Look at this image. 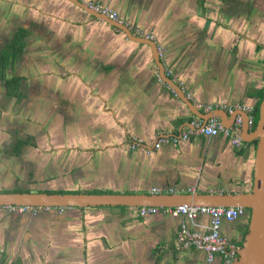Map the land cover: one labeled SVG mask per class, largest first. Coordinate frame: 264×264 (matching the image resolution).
Segmentation results:
<instances>
[{
  "label": "crops",
  "instance_id": "0c3cea01",
  "mask_svg": "<svg viewBox=\"0 0 264 264\" xmlns=\"http://www.w3.org/2000/svg\"><path fill=\"white\" fill-rule=\"evenodd\" d=\"M78 1L105 5L142 30L154 32L166 52L164 72L171 69V79L177 85L184 83L182 91L191 94L196 108L217 101L241 103L253 109L254 117L264 90L260 0ZM3 3L16 6L19 25L31 28V36L22 65L14 63L17 69L11 70L19 72L14 75L29 85V92L24 90L18 100L6 98L14 103L8 116L0 101V126L7 134L18 133L14 110L26 113L38 118L50 144L45 146L48 153L41 169H29L34 166L30 163L17 169L0 179V192L238 195L252 191L257 148L252 142L235 147L224 136L191 135L180 145L149 154L129 148L133 138L151 147L159 134L179 135L191 128L193 114L161 80L150 46L129 40L68 0ZM30 4L44 14L27 13L30 10L23 7ZM53 25L61 32L56 36L61 44L55 48L60 65L51 63L52 68L60 66L59 77L32 83L34 72L30 65L24 72V63L37 61L31 46L51 41L48 28ZM39 90L50 98L38 102ZM241 116L246 120L245 113ZM234 119L235 114L227 113L220 121L230 127ZM33 131L24 133L30 138L28 147L37 148ZM182 221L162 213L142 217L137 208L125 206L41 209L37 214L0 207V264H204L201 251L180 247ZM248 223L247 215L223 222L222 234L236 249ZM188 225L205 231L209 218L200 216Z\"/></svg>",
  "mask_w": 264,
  "mask_h": 264
},
{
  "label": "water",
  "instance_id": "95a60500",
  "mask_svg": "<svg viewBox=\"0 0 264 264\" xmlns=\"http://www.w3.org/2000/svg\"><path fill=\"white\" fill-rule=\"evenodd\" d=\"M85 11V13L99 21L113 26L123 32L129 40L138 44L150 46L154 60L160 69L161 80L170 86L178 97L187 105L189 111L204 121L217 117L222 119L227 115L225 111L214 110L205 114L192 103L183 93L179 85L165 75L162 60L159 58L154 41L134 36L124 25H120L88 10L85 4L78 0H68ZM156 52V53H155ZM245 117L248 114L245 113ZM241 139L245 143L257 140L254 184L252 191L247 194H84V193H46V192H12L0 193V207L32 206L52 207L57 209L87 208L101 206L125 207H176L179 205H195L209 207H242L247 210L249 219L244 240L237 250V258L232 264H264V90L259 107V119L254 130L247 125L243 126Z\"/></svg>",
  "mask_w": 264,
  "mask_h": 264
},
{
  "label": "built area",
  "instance_id": "2783aa9c",
  "mask_svg": "<svg viewBox=\"0 0 264 264\" xmlns=\"http://www.w3.org/2000/svg\"><path fill=\"white\" fill-rule=\"evenodd\" d=\"M86 7L93 12L105 16L111 21L124 25L134 36L149 39L155 42L159 58H165V49L162 44L156 41L153 34L146 30L134 27L130 22L121 18L117 11L102 5L100 3L88 2ZM165 75L171 78L173 71L166 69ZM179 86L184 89V83L180 81ZM190 100L191 94L186 95ZM197 108L204 113L214 110L225 111L228 114H235L232 126H225L219 118L213 117L206 121L193 116L190 121L191 128L183 131L179 135H168L165 133L155 137L152 146L149 147L142 139L133 138L129 145L131 150H142L149 154L151 151H157L163 146L180 145L189 140L191 135H204L206 137L224 136L235 147L245 144L241 139L242 128L246 124L250 129L254 126V117L250 113L253 109L241 103H226L217 101L210 104H197ZM241 113L248 114L246 120ZM10 211L19 213L37 214L39 210H50L52 207H32V206H10L4 207ZM63 210L62 208H60ZM137 212L140 216L146 217L155 214H165L175 218L181 217L183 221L177 235V241L183 249H195L201 251L205 256L204 264H232L237 258V250L230 241L222 234L223 222H235L247 215V210L242 207H209L195 205H179L176 207H138ZM200 216L209 218V227L204 230H191L188 222L195 221Z\"/></svg>",
  "mask_w": 264,
  "mask_h": 264
},
{
  "label": "rangeland",
  "instance_id": "374dc122",
  "mask_svg": "<svg viewBox=\"0 0 264 264\" xmlns=\"http://www.w3.org/2000/svg\"><path fill=\"white\" fill-rule=\"evenodd\" d=\"M4 0H0V22L4 23V28L8 27L9 25L12 24V16L14 14H16L19 12H15V7L13 5H8L3 3ZM261 6L264 4V0H260ZM26 10H30V11H24L27 13H30L32 15H36V14H41L43 15L44 13L42 11L36 10L37 6L30 4V6H26L24 5L23 7ZM29 15L31 19L34 20V16ZM15 16V15H14ZM53 23V21H52ZM75 24V22H73ZM132 24V23H131ZM134 27L139 28L138 26L132 24ZM50 29V34H51V41H47L45 39V43H41V44H37V45H32L31 49H30V53L33 57H37V61L39 60V63H37L36 60H33L30 63V66L32 68V71L34 72V74L32 75L33 77L30 78V82L33 83V81H42L43 78L45 79H50L55 77H59V70H60V59L59 54L56 53L57 51L55 50V48L57 46H59V39L58 37H56L57 35L61 34L60 32V28L59 26H55L53 25L52 27L48 28ZM147 33H151L155 36L154 32L152 31H147ZM156 37V36H155ZM57 38L56 41H54V39ZM157 41V39H156ZM50 45V46H49ZM57 64L54 65V68H52V64ZM35 71H37L38 73H35ZM57 72V73H56ZM58 86H57V90H55V93L57 95H59V90H58ZM24 90L26 91V94H28L29 92V85L27 83H25L24 86ZM2 91H0V101L3 102L1 105L4 107V112L5 114L8 116L10 114V109H14V103L13 100H9L6 98L2 97ZM42 91H38L37 93V98H38V102H44L45 98H50V96H47V94ZM36 101V102H37ZM17 106V105H16ZM16 108V107H15ZM16 110H14V115L17 117V127L19 132L18 133H13V135L7 134L8 131L6 129H4L3 127L0 126V139H2L4 136V144L2 146V150L3 153H1L0 151V179L3 180L5 178H7L6 176H12V174L17 173L16 170L17 169H21V167L25 168V166H27L28 163H30L31 165L34 164V166H29V169H41L42 167V163L43 159L46 157L45 155L48 153V150L45 149V146H47L48 144H50L48 141L50 139V136H46L48 132L45 131V129L41 126V122L38 121V118H35L34 116L28 115V114H18L17 112H15ZM24 113V112H23ZM10 119H12L11 117H9ZM10 127V125H7ZM14 126H16V124H14ZM38 126L37 129H35L34 127ZM21 128H25L29 131L34 129V135L35 138L37 140H34V144L36 145L37 148H33V147H26V149L23 152V155H21L19 158H15L13 156H11L12 154L9 153V151L6 153L7 148L10 146L11 144V140L13 137H17V136H22L24 131H21ZM40 129V130H39ZM22 132V133H21ZM25 134V133H24ZM53 136H57L58 134L56 132L52 133ZM47 138V139H46ZM48 140V141H47ZM3 172V173H2Z\"/></svg>",
  "mask_w": 264,
  "mask_h": 264
},
{
  "label": "flooded vegetation",
  "instance_id": "af4514ba",
  "mask_svg": "<svg viewBox=\"0 0 264 264\" xmlns=\"http://www.w3.org/2000/svg\"><path fill=\"white\" fill-rule=\"evenodd\" d=\"M82 11L85 13L84 10H82ZM90 11H92V10H90ZM14 15L11 17L13 20L12 24L9 25L8 27L4 28L3 23L0 22V67H1L0 71L2 72L1 73L2 77L0 79V88L2 89L1 91L4 94L5 98L8 97L9 99L14 98L15 100H18L19 95L24 91L25 81L23 79H21L20 80V88H19V90H16V85H14L13 83H9V82L18 78L14 74L15 73L17 74L19 72L15 71V73L13 74L11 72V70L14 67L16 68V65L14 66V63H16L17 65H19V64L22 65V59L21 58H23L24 53L26 52V49L28 47H27V45H25L22 53L16 59H10L11 58L10 57L8 60H6L3 58V56H4L3 54L5 52H9V53L15 52V50H16L15 49L16 48L15 41H17L16 39L22 31H24V33H25V44H27L29 42V37L31 36V32H29L31 28L28 29V28H25L23 25H19L20 24L18 22L19 20L17 19L16 14H14ZM103 17H105V16H103ZM91 18H93V17H91ZM118 31L121 32L120 30H118ZM30 63H31V61H26L24 63V70H25L24 72H28L27 69H28ZM14 90H16V93L14 92ZM20 130L24 131L25 128H21ZM29 141H30V138H29L28 134H24V132H23L22 136L13 137L11 140L10 146L7 148L8 151L11 152L10 153V154H12L11 156H13L15 158H19L21 155H23L24 150L26 149V147H28ZM13 191H15V190H13ZM22 192H24V191H21V193ZM0 193H12V190L0 192Z\"/></svg>",
  "mask_w": 264,
  "mask_h": 264
},
{
  "label": "trees",
  "instance_id": "16d2710c",
  "mask_svg": "<svg viewBox=\"0 0 264 264\" xmlns=\"http://www.w3.org/2000/svg\"><path fill=\"white\" fill-rule=\"evenodd\" d=\"M16 40L17 41H15V43H16L15 52L14 53L5 52L3 54L4 55L3 56L4 59L8 60L10 57H11L10 59H16L22 53L23 48L25 46V33H24V31H22L19 34V36L17 37ZM0 69H1V67H0ZM1 73L2 72L0 71V79L2 77ZM20 80H21L20 78H16V79L10 81L9 83H13L14 85H16V90H19V88H20ZM16 90H14L15 93H16ZM261 100H262V97H261L260 102L256 106L255 111H254V126L252 127V130H254V128L256 127V124H257L258 119H259V107H260V104H261ZM252 143L257 145V140H254ZM12 192H20V191L15 190V191H12ZM49 193H52V192H49Z\"/></svg>",
  "mask_w": 264,
  "mask_h": 264
}]
</instances>
